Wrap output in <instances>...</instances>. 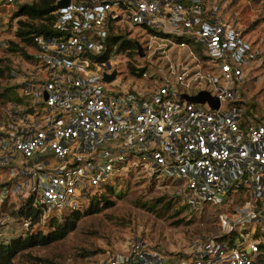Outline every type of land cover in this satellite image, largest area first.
Masks as SVG:
<instances>
[{"label":"built area","instance_id":"1","mask_svg":"<svg viewBox=\"0 0 264 264\" xmlns=\"http://www.w3.org/2000/svg\"><path fill=\"white\" fill-rule=\"evenodd\" d=\"M31 1L0 0V10ZM51 14L50 32L32 34L9 71L15 98L0 103V203L30 198L43 221L138 170L170 188L186 217L217 210V230L181 254L134 240L95 264H264V112L246 113L239 92L262 52L216 1L69 0ZM111 25L141 44V76L127 79L114 46L95 60ZM202 90L217 108L184 96Z\"/></svg>","mask_w":264,"mask_h":264},{"label":"rangeland","instance_id":"2","mask_svg":"<svg viewBox=\"0 0 264 264\" xmlns=\"http://www.w3.org/2000/svg\"><path fill=\"white\" fill-rule=\"evenodd\" d=\"M209 1L218 2L224 17L244 32V37L262 52L261 57L251 64L248 71L249 76L239 91L240 97L249 104L253 103V110L261 113L264 111V0ZM13 10L14 8L0 10V12L2 11L0 22L5 17L8 18L5 30L10 36L9 40H17L14 30L18 18H11ZM168 44L171 43L166 42V45ZM24 51V54L19 51L11 53L7 51L11 57V63L22 64L31 49L25 46ZM173 51V48L169 50L171 59L177 57V54L172 53ZM159 56L156 57L159 58ZM121 69L127 72L126 62L121 65ZM129 75L127 79L130 77ZM0 81L3 85H12L11 78L0 77ZM150 183L142 171L130 170L121 174L112 184L114 187L111 197L112 206L103 209L100 213L84 216L79 222V227L65 239L46 247H37L30 252V255L47 257L52 261V264H95L96 260L102 257L106 251H122L129 242L134 240H144L151 246H159L168 252L181 254L185 251L191 236L217 230V210H206L193 223L188 224L184 221L180 225H174L171 222L172 219L158 218L144 208H140L134 202L135 200H148L151 197L170 193V188L167 186L159 183L152 186ZM4 201L17 203L16 200L15 202L9 199ZM1 213L0 239L21 231L20 220L14 219L10 212H8L10 216ZM47 214L48 216L61 215L60 213L55 214L53 211H49ZM183 217L186 216L182 213L180 218ZM184 220L186 219L184 218ZM46 221L47 218H44L32 229L45 230L47 228ZM16 264L32 263L27 256H22L16 261Z\"/></svg>","mask_w":264,"mask_h":264},{"label":"trees","instance_id":"3","mask_svg":"<svg viewBox=\"0 0 264 264\" xmlns=\"http://www.w3.org/2000/svg\"><path fill=\"white\" fill-rule=\"evenodd\" d=\"M56 0H32L31 2H24L16 5L12 11L11 18L17 17L14 35L17 40H9L8 47L4 50V55L0 57V77L10 78L11 57L9 53L19 51L25 53V46H32V34L50 32L53 22L52 10L56 8ZM186 3L192 0H184ZM203 3L211 2L209 0H202ZM113 25L110 26L108 31L106 47L101 52L96 54L95 60H104L109 56V51L112 46L115 47V52H123L126 54V69L127 73L135 76H141L144 67H136L139 60L136 53V37H130L129 33L121 32L117 29L116 33L113 32ZM9 51V53H7ZM136 61V62H135ZM15 98L14 85H3L0 81V103L6 102ZM242 99V98H241ZM246 105L245 112L248 113L249 109H254V104L241 100ZM250 107V108H249ZM264 112V111H262ZM150 185L155 186V180L149 178ZM3 182H0V187ZM114 192L113 185H106L105 189L99 191L86 206L78 209H70L61 213L58 216H46L47 228L32 229L41 222L44 214V208L41 206H33L30 198H25L17 203H8L6 201L0 204V213L8 214L20 222L24 219H29V229H23L16 234H11L7 238L0 239V264H16V261L22 257L27 256L32 264H52V261L47 257L32 256L30 252L37 247H46L59 240L65 239L70 233L74 232L79 227L80 220L87 215L100 213L103 209L112 206V194ZM140 208H144L151 214L158 218L172 219L174 225H180L186 221L188 224L193 223L199 217H182L183 206L181 200L177 196H171L164 193L162 196L151 197L148 200H135L134 201ZM204 214V213H203ZM202 214V215H203ZM9 215V216H10ZM184 218L186 220H184Z\"/></svg>","mask_w":264,"mask_h":264},{"label":"water","instance_id":"4","mask_svg":"<svg viewBox=\"0 0 264 264\" xmlns=\"http://www.w3.org/2000/svg\"><path fill=\"white\" fill-rule=\"evenodd\" d=\"M69 2V0H57L55 5L60 7V6H65L67 5ZM135 47H136V52L137 54H139L140 56H143L144 53L142 51V47H141V44L137 41L135 42ZM104 80L105 81H111L113 79L116 78V71L113 70L110 74H104ZM184 96L190 100V101H193V102H196V103H202V102H205L207 101L211 107L213 108H217L218 107V100L211 96L206 90H202V91H199L198 93H196V95H185Z\"/></svg>","mask_w":264,"mask_h":264}]
</instances>
